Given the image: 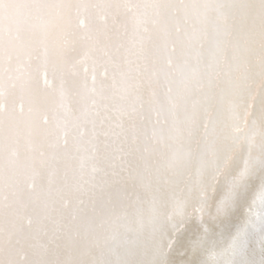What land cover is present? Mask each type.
Listing matches in <instances>:
<instances>
[{
    "label": "bare ground",
    "instance_id": "obj_1",
    "mask_svg": "<svg viewBox=\"0 0 264 264\" xmlns=\"http://www.w3.org/2000/svg\"><path fill=\"white\" fill-rule=\"evenodd\" d=\"M0 264H264V0H0Z\"/></svg>",
    "mask_w": 264,
    "mask_h": 264
}]
</instances>
